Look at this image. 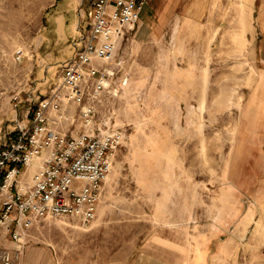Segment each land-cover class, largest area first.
<instances>
[{
	"label": "rangeland",
	"instance_id": "obj_1",
	"mask_svg": "<svg viewBox=\"0 0 264 264\" xmlns=\"http://www.w3.org/2000/svg\"><path fill=\"white\" fill-rule=\"evenodd\" d=\"M91 1L0 0V130L12 131L17 118L30 121L34 105L58 82L62 63L47 74L45 60L72 57ZM170 1L177 0H149L115 60L104 64L112 71L106 88L89 83L83 104L70 107L74 125L62 124L69 134L82 133L80 110L92 106L93 128L124 132L96 218L87 227L66 217L38 221L20 264H264V134L245 123L250 90L240 88L256 74L228 69L241 59L227 56L240 54L246 42L231 49L223 41L241 27L224 25L217 49L204 41L211 26L185 33L164 27V37L152 41L160 6ZM205 1L211 7L229 0ZM56 4L68 8L71 31L60 44ZM214 63L217 69H200ZM13 246L0 226V251Z\"/></svg>",
	"mask_w": 264,
	"mask_h": 264
},
{
	"label": "built area",
	"instance_id": "obj_2",
	"mask_svg": "<svg viewBox=\"0 0 264 264\" xmlns=\"http://www.w3.org/2000/svg\"><path fill=\"white\" fill-rule=\"evenodd\" d=\"M148 1L92 0L88 25H78L74 53L62 63L58 82L34 105L30 121L17 118L12 131L0 130V226L14 244L0 251V264H20L28 230L42 219L66 217L87 227L96 218L124 132L93 128L92 106L80 110L82 133L69 134L62 124L74 125L70 107L83 104L89 83L106 88L112 71L102 67L115 60ZM17 54L20 59L23 51ZM38 159L42 165L29 174Z\"/></svg>",
	"mask_w": 264,
	"mask_h": 264
},
{
	"label": "crops",
	"instance_id": "obj_3",
	"mask_svg": "<svg viewBox=\"0 0 264 264\" xmlns=\"http://www.w3.org/2000/svg\"><path fill=\"white\" fill-rule=\"evenodd\" d=\"M151 2L152 0H150ZM163 4L160 6V17L154 24L155 33L151 36L152 41H158L160 37H164V27L168 28L169 26L177 25L181 27V32L185 33L187 28L193 25H199L200 27L211 26L214 27V32L212 34L209 32L204 41L208 42L209 46L215 45L217 49L218 36L221 34L224 25L238 27V29L241 27V32H239L240 30L229 29L223 38V41L230 43L228 47L231 49L237 46L233 42H246L240 54L227 56L228 58L238 57L241 59L239 62L231 64L228 69H246V74L251 71L255 72V81L250 86L242 85L240 87L241 89L250 90L245 102L244 120L250 126V129L256 123V129H260L261 134H264V0H260V2L258 0H239L237 2L234 1V3L229 0L222 5L217 2L211 7L208 6L205 0H177L176 3L170 1ZM145 7L149 8V1ZM179 9L181 18L174 20L175 17H178ZM232 10L238 11V14H233V19L230 15ZM56 11L59 33L57 36H59L58 43L60 44L68 39L71 31L69 33L66 30L69 24L66 20L68 8L57 6ZM200 16L208 17V20L203 24ZM76 24L77 20H74L72 25L74 29ZM255 25L260 27V31L257 30L256 32ZM236 33H238V36ZM193 40H197V37H193ZM215 56L217 58V50ZM204 58H206L205 55ZM67 60L61 59L59 56H47L45 60L47 71L45 73L48 74L49 68H51L53 63H64ZM104 67L108 68L107 66L102 68ZM190 69H195V67ZM200 69H217V63H214L213 68L205 66L204 68L200 67ZM36 165L37 163L28 170L29 174H33ZM143 262L144 264H152L150 259H144Z\"/></svg>",
	"mask_w": 264,
	"mask_h": 264
}]
</instances>
